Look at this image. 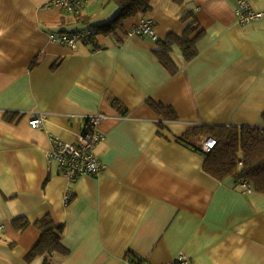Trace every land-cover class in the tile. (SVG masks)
Masks as SVG:
<instances>
[{"label":"crops","instance_id":"1","mask_svg":"<svg viewBox=\"0 0 264 264\" xmlns=\"http://www.w3.org/2000/svg\"><path fill=\"white\" fill-rule=\"evenodd\" d=\"M50 1L0 0V264H45L27 254L46 215L63 226L68 250L51 264H175L180 254L186 264H264V193L209 174L205 154L178 139L201 124L264 126V16L240 23L235 0H152L116 34L97 32L100 48H72L50 34L96 29L120 7L87 0L71 14ZM248 1L264 12V0ZM142 19L155 22L157 39L127 34ZM192 23L198 53L187 60L174 46L172 73L158 39ZM98 113L105 138L95 151L106 168L82 175L66 203L67 180L47 157L52 138L77 143ZM36 114L43 120L32 127ZM19 216L30 221L23 230Z\"/></svg>","mask_w":264,"mask_h":264},{"label":"trees","instance_id":"2","mask_svg":"<svg viewBox=\"0 0 264 264\" xmlns=\"http://www.w3.org/2000/svg\"><path fill=\"white\" fill-rule=\"evenodd\" d=\"M120 7L119 14L109 22L95 29L103 35L116 34L124 26V20L134 17L140 12L147 13L151 10L152 0H110ZM182 4L185 0H172ZM188 18L190 13L185 14ZM185 16V17H186ZM184 18V17H183ZM198 26L192 23L183 35L171 33L166 39H158L160 48L156 51L161 63L172 73L178 70L171 52L174 46H179L187 60H191L198 53L197 42L202 34L199 31L193 36ZM127 34L129 31H126ZM149 103L162 112L167 119H177V112L168 105L149 100ZM264 119V114H263ZM213 136L217 144L211 152L205 153L202 145L195 143V138L203 140L204 137ZM182 142L192 144L197 150L205 154L204 169L214 177L223 180L232 178L236 182L247 181L251 189L264 193V126H238L201 124L192 127L179 138ZM17 229L23 230L30 221L25 216L13 219ZM40 230L38 242L27 254V259L46 255L45 264H51L54 253L67 254L68 250L61 241L62 225L46 215L35 222Z\"/></svg>","mask_w":264,"mask_h":264},{"label":"built area","instance_id":"3","mask_svg":"<svg viewBox=\"0 0 264 264\" xmlns=\"http://www.w3.org/2000/svg\"><path fill=\"white\" fill-rule=\"evenodd\" d=\"M87 0H51L48 4L61 7L64 11L77 14L82 10ZM237 7L235 9L240 23H248L254 19L264 16V12H256L251 9L248 0H235ZM129 34H137L140 36H149L157 39L155 31V22L152 19H142L130 31ZM51 41L69 44L72 48H76L79 42H85L94 49L100 48L97 32L92 27H83L76 29L71 33H63L61 35L50 34ZM103 113L90 115L86 117V121L82 132L80 133L77 143H69L63 141L60 137H53V149L48 153L50 160H56L58 163L59 173L67 180V193L65 202L70 203L74 198V185L78 179L85 174L98 176L106 168V165L100 160L96 154L97 145L104 140L105 134L100 128ZM43 116L36 114L30 120L32 127H39L42 123ZM217 144V139L213 136L204 137L202 140V150L205 153L211 152ZM239 186L246 190H251L247 181L237 182ZM190 261L189 257L180 254L176 257L175 264H186ZM128 264H149L138 258H129Z\"/></svg>","mask_w":264,"mask_h":264}]
</instances>
